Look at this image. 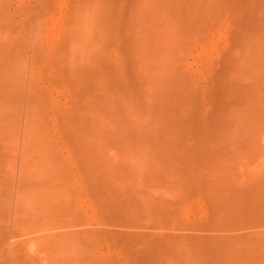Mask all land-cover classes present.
<instances>
[{
	"label": "rangeland",
	"instance_id": "1",
	"mask_svg": "<svg viewBox=\"0 0 264 264\" xmlns=\"http://www.w3.org/2000/svg\"><path fill=\"white\" fill-rule=\"evenodd\" d=\"M177 1L0 0L1 264H264V0Z\"/></svg>",
	"mask_w": 264,
	"mask_h": 264
},
{
	"label": "bare ground",
	"instance_id": "2",
	"mask_svg": "<svg viewBox=\"0 0 264 264\" xmlns=\"http://www.w3.org/2000/svg\"><path fill=\"white\" fill-rule=\"evenodd\" d=\"M167 1H168V0H167ZM195 1H196V0H195ZM160 2H161V1H160ZM177 2H180V0L177 1ZM182 2H183V1H182ZM185 3H186V2H185ZM194 3H195V2H194ZM201 3H202V2H201ZM177 4H178V3H177ZM177 4H175V5H177ZM196 4H197V3H196ZM172 5H173V4H172ZM180 5H181V2H180ZM183 5H184V4H183ZM183 5H181V6H183ZM186 6H187V4H186ZM186 6H185V7H186ZM208 7H209V6H208ZM188 8H189V7H188ZM205 8H206V7H205ZM178 9H179V8H178ZM212 9H213V8H212ZM179 10H180V9H179ZM195 10H196V9H195ZM181 11H182V10H181ZM181 11H180V12H181ZM186 11H187V10H186ZM178 12H179V11H178ZM184 12H185V10H184ZM205 12H206V11H205ZM174 13H177V12H174ZM178 14H179V13H178ZM178 14H177V15H178ZM180 14H181V13H180ZM180 14H179V15H180ZM199 14H200V13H199ZM188 15H189V14H188ZM191 15H192V14H191ZM240 16H241V15H240ZM177 17H179V16H177ZM183 17H184V16H183ZM190 17H191V16H190ZM190 17H189V18H190ZM243 17H245V16H243ZM243 17H241V18H243ZM194 18H195V17H194ZM241 18H240L239 20H241ZM251 18H252V17H251ZM183 19H184V18H183ZM195 19H196V18H195ZM195 19H194V20H195ZM185 20H186V19H185ZM187 20H188V18H187ZM187 20H186V21H187ZM199 20H200V18H199ZM180 21H181V20H180ZM243 21H244V19H243ZM194 22H195V21H194ZM194 22H193V24H194ZM241 22H242V21H241ZM189 23H190V22H189ZM180 24H181V23H180ZM182 24H183V22H182ZM185 24H186V23H185ZM193 24H192V25H193ZM199 24H200V23H199ZM195 26H196V24H195ZM198 26H199V25H198ZM111 28H112V27H111ZM184 28H185V27H184ZM250 28H251V27H250ZM185 29H186V28H185ZM114 33H115V32H114ZM13 76H14V75H13ZM17 162H18V161H17ZM24 165H25V164H24ZM24 165H21V166H24ZM25 166H26V165H25ZM22 169H24V168H22ZM60 170H61V169H60ZM20 171L23 172L21 169H20ZM1 172H2V173H1ZM1 172H0V186L5 184L3 179H5V176H6V175H4V172H3V171H1ZM21 172H20V173H21ZM61 172H62V171H61ZM2 174H3V175H2ZM5 174H6V173H5ZM9 174H10V173H9ZM14 174H15V173H14ZM24 176H25V175H24ZM6 177H8V176H6ZM13 177H15V176H13ZM6 179H7V178H6ZM23 179H24V178H23ZM25 179L27 180L26 177H25ZM30 179H31V178H30ZM58 179H59V178H58ZM62 179H63V178H62ZM15 180H16V179H15ZM20 180H21V179H20ZM33 181H34V180H33ZM59 181H60V180H59ZM21 182H22V181H21ZM26 182H27V181H26ZM12 183H13V182H12ZM31 186H32V185H31ZM31 186H30V187H31ZM20 187H21V186H20ZM24 187H26V186L23 185V188H24ZM31 188H32V187H31ZM1 189H2V188H1ZM28 189H29V188H28ZM28 189H27V190H28ZM18 190H19V189H18ZM27 190H24L23 192H25V191H27ZM6 191H7V190H6ZM28 191H30V190H28ZM36 191H37V190H36ZM36 191H35V192H36ZM46 191H47V190H46ZM46 191H44V192L42 191V192L45 193ZM63 191H64V190H63ZM32 192H33V191H32ZM32 192H31V194H32ZM55 192H56V191H55ZM10 193H11V192H10ZM43 193H42V194H43ZM48 193H49V191H48ZM16 194H17V193H16ZM31 194H30V195H31ZM56 194H57V193H56ZM38 195H39V194H38ZM1 196H2V195H1ZM19 196H20V195H19ZM19 196H18V197H19ZM24 196H25V195H24ZM56 196H57V195H56ZM33 197H34V196H33ZM10 198H11V197H10ZM28 198H29V197H28ZM16 199H17V198H16ZM26 199H27V198H26ZM33 199H34V198H33ZM4 200H5V199H4ZM17 200H18V199H17ZM51 200H52V199H51ZM23 201H24V200H23ZM30 201H31V199H30ZM8 202H9V201H8ZM15 202H16V201H15ZM27 202H28V201H27ZM58 202H59V201H58ZM4 203H5V202H4ZM11 203H12V202H11ZM31 203H32V202H31ZM27 204H28V203H27ZM33 204H35V203H33ZM33 204H32V205H33ZM44 204H45V203H44ZM46 204H47V203H46ZM108 204H109V203H108ZM15 206H16V205H15ZM45 206H46V205H45ZM48 207H49V206H48ZM7 209H8V207H7ZM14 209H15V208H14ZM59 210H60V209H59ZM65 210H66V209H65ZM19 211H20V210H19ZM28 212H29V211H28ZM36 212H37V211H36ZM58 212H59V211H58ZM67 212H68V211H67ZM67 212H65V213H67ZM75 212H76V211H75ZM10 213H11V212H10ZM10 213H9V214H10ZM50 213H52V212H50ZM38 214H39V213H38ZM62 214L64 215V213H62ZM67 214H68V213H67ZM17 215H18V214H17ZM17 215H16V216H17ZM26 215H27V214H26ZM39 215H40V214H39ZM60 215H61V214H60ZM63 215H62V216H63ZM113 215H114V214H113ZM24 216H25V215H24ZM29 216H30V215H29ZM31 216H33V215H31ZM37 216H38V215H37ZM40 216H42V215H40ZM51 216H52V215H51ZM57 216H58V215H57ZM64 216H65V215H64ZM64 216H63V217H64ZM35 217H36V216H35ZM42 217H43V216H42ZM42 217H41V218H42ZM54 217H55V216H54ZM59 217H60V216H59ZM68 217H69V216L66 217V220H67V221H68V219H69ZM78 217H79V216H78ZM78 217H77L76 219H78ZM23 218H24V217H23ZM25 218H26V217H25ZM67 218H68V219H67ZM72 218H73V216H72ZM1 219H2V218H1ZM38 219H39V218H38ZM43 219H44V218H43ZM57 219H59V218L57 217ZM63 219H64V218H63ZM74 219H75V217L73 218V220H74ZM9 220H10V219H9ZM18 220H19V219H18ZM25 220H26V219H25ZM36 220H37V219H36ZM40 220H41V219H40ZM52 220H53V219H52ZM70 220H72V219H70ZM78 220H80V219H78ZM78 220H77V221H78ZM243 220H244V219H243ZM1 221H2V220H1ZM21 221H22V220H21ZM43 221H45V220H43ZM33 222H35V221H33ZM33 222H32V223H33ZM38 222H39V221H38ZM52 222H53V221H52ZM54 222H55V221H54ZM54 222H53V223H54ZM56 222H57V221H56ZM58 222H59V221H58ZM64 222H65V221H64ZM68 222H69V221H68ZM68 222H65V223L67 224ZM35 223H36V222H35ZM53 223H52V226H53ZM70 223H73V224H74V223H75V220H74V222H70ZM70 223H69V225H70ZM109 223H110V222H109ZM27 224H28V223H27ZM73 224L70 225L71 228L73 227ZM79 224H80V223H79ZM45 226H46V225H45ZM56 226H58V225H56ZM64 226H65V224H62L61 228H62V227L65 228ZM1 227H2V226H0V244L3 243V245H5V242L7 243V241H8L7 239H8L9 236L7 237V233H8V232H7L6 234H4L5 232L3 233V230H1V229H2ZM21 227H22V226H21ZM53 227H54V226H53ZM59 227H60V226H59ZM74 227H75V226H74ZM246 227H247V226H246ZM23 228H24V227H23ZM40 228H41V227H40ZM42 228L45 229V227H42ZM57 228H58V227H57ZM71 228H68V229L70 230ZM76 228H77V227H76ZM3 229H4V228H3ZM34 229H35V228H34ZM100 229H101V228H100ZM116 229H117V228H116ZM23 230H24V229H23ZM39 230H40V229H39ZM58 230H61V231H62V229H58ZM66 230H67V226H66ZM192 230H193V229H192ZM14 231H15V230H14ZM40 231H41V230H40ZM63 231H64V229H63ZM98 231L100 232V230H98ZM22 232H23V231H22ZM48 232H49V231H48ZM67 232H68V231H67ZM69 232H70V231H69ZM92 232H93V231H92ZM105 232H106V231H105ZM196 232H197V231H196ZM13 233H16V232H13ZM18 233H19V232H18ZM18 233H17V234H18ZM39 233H40V232H39ZM41 233H42V232H41ZM45 233H46V232H45ZM73 233H74V232H73ZM101 233L103 234V232H101ZM108 233H110V231H109ZM36 234H38V233H36ZM64 234H65V232H64ZM64 234L62 233V235H64ZM71 234H72V232H71ZM77 234H78V233H77ZM82 234H83V233H82ZM96 234H97V231H96ZM9 235H10V234H9ZM13 235H14V234H13ZM15 235H16V234H15ZM22 235H24V234H22ZM68 235H69V234H68ZM68 235H66V236H68ZM116 235H117V234H116ZM183 235H185V234H183ZM183 235H182V236H183ZM64 236H65V235H64ZM74 236H75V235H74ZM193 236H194V235H193ZM43 237H44V236H43ZM45 237H46V236H45ZM45 237H44V238H45ZM49 237H50V236H49ZM172 237H173V236H172ZM184 237H185V236H184ZM213 237H217V236H213ZM236 237H237V236H236ZM39 238H41V237H39ZM44 238H43V239H44ZM46 238H47V237H46ZM187 238H188V237H187ZM199 238H203V237H202V236H201V237H198V238L196 237V239H199ZM223 238H224V237H223ZM19 239H20V238H19ZM204 239H206V238H204ZM212 239H213V238H212ZM37 240H39V239H37ZM206 240H207V239H206ZM44 241H45V240H44ZM44 241H42V242H44ZM37 242H39V241H37ZM19 243H20V242H19ZM31 243H32V242H31ZM26 244H27V243H26ZM45 244H47V243H45ZM56 245H57V244H56ZM0 247H1V246H0ZM49 248H51V247H49ZM18 250H20V249H18ZM30 250H32V249L30 248ZM14 251H16V250H14ZM14 251H13V252H14ZM50 251H51V249H50ZM47 252H49V251H47ZM30 253H31V252H30ZM32 253H33V252H32ZM4 254H5V252H4ZM41 254H42V253H41ZM47 254H48V253H47ZM16 255H17V254H16ZM22 255H23V254H22ZM14 256H15V255H14ZM9 257H10V256H9ZM17 257L19 258L18 255H17L16 257H14V258H17ZM36 257H37V256H36ZM50 257H51V256H50ZM34 258H35V257H34ZM5 259H6V258H5ZM5 259H4V260H5ZM18 260L21 261V260H23V258L21 259V257H20V259H14L13 261H14L15 263H14V262H13V263H14V264H23V263L26 264V263H27V262L24 261V260H23L22 262H19V263H18V262H17ZM27 260H28V259H27ZM36 260H37V259H36ZM36 260H35V261H36ZM38 260H39V259H38ZM5 261H7V260H5ZM145 261H146V260H145ZM7 262H8V261H7ZM25 262H26V263H25ZM48 262H49V261H48ZM4 263H5V262H4ZM9 263H10V262H9ZM30 263H31V262H30ZM63 263H64V262H63ZM144 263H145V262H144ZM148 263H150V262H149V261L146 262V264H148ZM0 264H1V263H0ZM2 264H3V263H2ZM5 264H6V263H5ZM40 264H41V263H40ZM57 264H58V263H57Z\"/></svg>",
	"mask_w": 264,
	"mask_h": 264
}]
</instances>
